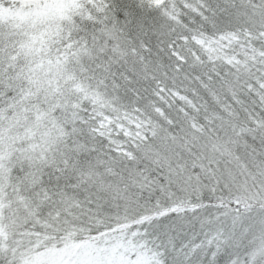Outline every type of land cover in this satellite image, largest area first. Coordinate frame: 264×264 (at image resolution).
Listing matches in <instances>:
<instances>
[{
  "label": "snow or ice",
  "instance_id": "snow-or-ice-1",
  "mask_svg": "<svg viewBox=\"0 0 264 264\" xmlns=\"http://www.w3.org/2000/svg\"><path fill=\"white\" fill-rule=\"evenodd\" d=\"M0 264H264V0H0Z\"/></svg>",
  "mask_w": 264,
  "mask_h": 264
}]
</instances>
